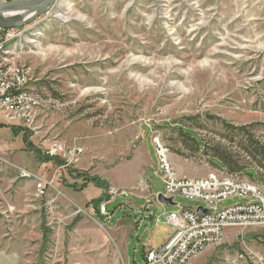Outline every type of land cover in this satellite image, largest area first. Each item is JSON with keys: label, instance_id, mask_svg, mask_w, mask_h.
Returning a JSON list of instances; mask_svg holds the SVG:
<instances>
[{"label": "rangeland", "instance_id": "374dc122", "mask_svg": "<svg viewBox=\"0 0 264 264\" xmlns=\"http://www.w3.org/2000/svg\"><path fill=\"white\" fill-rule=\"evenodd\" d=\"M1 43L39 100L0 125V264H141L174 231L166 213L207 206L157 200V143L189 178L235 155L264 195L249 152L264 149V0H56ZM263 232L228 227L190 264H264Z\"/></svg>", "mask_w": 264, "mask_h": 264}, {"label": "built area", "instance_id": "2783aa9c", "mask_svg": "<svg viewBox=\"0 0 264 264\" xmlns=\"http://www.w3.org/2000/svg\"><path fill=\"white\" fill-rule=\"evenodd\" d=\"M3 47L4 43H1L0 118L3 121L22 119L30 123L31 107L38 103L39 97L29 88V69L5 62L3 55L8 51H4ZM157 145L159 172L164 184L161 194L173 201L177 194L201 199L207 206L203 207L206 209L203 213H198V207L182 206L177 212L166 213V222L174 226V231L158 248L147 250L141 264H190L209 247L219 246L228 227L255 225L264 229V195L258 183L224 170L201 178L179 176L168 159V147L163 143ZM57 152V149H51L47 154L55 157ZM43 186V182L38 184L41 189ZM232 196H245L247 200L224 208L217 206L218 200ZM100 210L108 218L106 205H102ZM260 239L264 244V232ZM238 258V255L230 257L233 263Z\"/></svg>", "mask_w": 264, "mask_h": 264}, {"label": "water", "instance_id": "95a60500", "mask_svg": "<svg viewBox=\"0 0 264 264\" xmlns=\"http://www.w3.org/2000/svg\"><path fill=\"white\" fill-rule=\"evenodd\" d=\"M56 3V0H12L0 3V11L2 10H14L24 13H31L24 19H0V29H9L15 26H20L27 22L34 20L40 16L45 10L49 9ZM157 200L160 203L167 205H174V201L171 198H167L162 194L157 195ZM198 213L206 211L203 207H198Z\"/></svg>", "mask_w": 264, "mask_h": 264}, {"label": "trees", "instance_id": "16d2710c", "mask_svg": "<svg viewBox=\"0 0 264 264\" xmlns=\"http://www.w3.org/2000/svg\"><path fill=\"white\" fill-rule=\"evenodd\" d=\"M183 130H184L185 133H187L191 137H199L197 135V133H195L191 129H183ZM255 145L256 146L253 148L254 150L253 151H249V152H250L251 156H253L254 158H258V157L262 156L261 158H259V162L263 163L264 162V149H263V147H260L258 145V143H256V142H255ZM249 146H252V143L247 145L246 148H248ZM215 158H216L217 161H219L221 163V167L220 168L222 170L226 169L227 173H229V174H236L237 173L240 165L238 163V160L235 159V155L220 154V155L216 156ZM261 165L264 168V164H261Z\"/></svg>", "mask_w": 264, "mask_h": 264}, {"label": "bare ground", "instance_id": "6f19581e", "mask_svg": "<svg viewBox=\"0 0 264 264\" xmlns=\"http://www.w3.org/2000/svg\"><path fill=\"white\" fill-rule=\"evenodd\" d=\"M31 13H25V14L23 13L22 14L21 12L14 11V10H2V11H0V19L20 20V19H24L25 17H27Z\"/></svg>", "mask_w": 264, "mask_h": 264}, {"label": "crops", "instance_id": "0c3cea01", "mask_svg": "<svg viewBox=\"0 0 264 264\" xmlns=\"http://www.w3.org/2000/svg\"><path fill=\"white\" fill-rule=\"evenodd\" d=\"M5 121V120H4ZM4 121H3V119L2 118H0V125H2V124H4ZM171 234V233H170ZM170 234L167 236V238L170 236ZM167 238H166V240H167ZM165 240V241H166ZM163 244V243H162ZM150 249L152 248V247H149ZM149 248H147L146 250H144V253H143V258H144V254H145V252L149 249Z\"/></svg>", "mask_w": 264, "mask_h": 264}]
</instances>
